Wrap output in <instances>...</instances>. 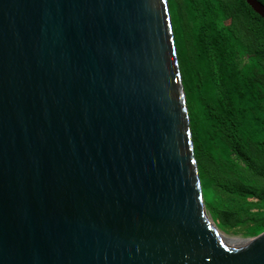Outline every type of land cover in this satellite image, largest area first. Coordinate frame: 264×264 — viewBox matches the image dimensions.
I'll return each instance as SVG.
<instances>
[{
    "label": "water",
    "instance_id": "obj_1",
    "mask_svg": "<svg viewBox=\"0 0 264 264\" xmlns=\"http://www.w3.org/2000/svg\"><path fill=\"white\" fill-rule=\"evenodd\" d=\"M204 204L167 0H0V264H264Z\"/></svg>",
    "mask_w": 264,
    "mask_h": 264
},
{
    "label": "trees",
    "instance_id": "obj_2",
    "mask_svg": "<svg viewBox=\"0 0 264 264\" xmlns=\"http://www.w3.org/2000/svg\"><path fill=\"white\" fill-rule=\"evenodd\" d=\"M167 4L205 208L221 233L259 237L264 233V19L245 0Z\"/></svg>",
    "mask_w": 264,
    "mask_h": 264
},
{
    "label": "rangeland",
    "instance_id": "obj_3",
    "mask_svg": "<svg viewBox=\"0 0 264 264\" xmlns=\"http://www.w3.org/2000/svg\"><path fill=\"white\" fill-rule=\"evenodd\" d=\"M210 199H211V195H210ZM205 205V204H204ZM206 213H207V217H208V219L210 220V222L212 223V221H211V218L209 217V214H208V212H207V210H206ZM212 225H213V223H212ZM214 228H215V226H214ZM219 231V230H218ZM220 232V231H219ZM221 233V232H220ZM223 234V233H222ZM223 235H225V234H223ZM225 236H227L228 237V235H225Z\"/></svg>",
    "mask_w": 264,
    "mask_h": 264
},
{
    "label": "bare ground",
    "instance_id": "obj_4",
    "mask_svg": "<svg viewBox=\"0 0 264 264\" xmlns=\"http://www.w3.org/2000/svg\"><path fill=\"white\" fill-rule=\"evenodd\" d=\"M207 222L211 225V227H212L215 231L219 232L216 228H214V225H212V223L210 222L209 219L207 220ZM219 233H220V232H219ZM221 234H222V233H221Z\"/></svg>",
    "mask_w": 264,
    "mask_h": 264
},
{
    "label": "clouds",
    "instance_id": "obj_5",
    "mask_svg": "<svg viewBox=\"0 0 264 264\" xmlns=\"http://www.w3.org/2000/svg\"><path fill=\"white\" fill-rule=\"evenodd\" d=\"M258 2H260L259 0H257ZM262 5H264L262 2H260Z\"/></svg>",
    "mask_w": 264,
    "mask_h": 264
}]
</instances>
